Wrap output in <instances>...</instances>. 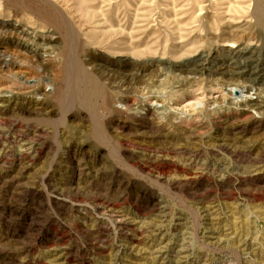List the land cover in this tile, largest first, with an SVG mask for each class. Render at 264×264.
<instances>
[{
    "label": "rangeland",
    "instance_id": "obj_1",
    "mask_svg": "<svg viewBox=\"0 0 264 264\" xmlns=\"http://www.w3.org/2000/svg\"><path fill=\"white\" fill-rule=\"evenodd\" d=\"M0 264H264V0H0Z\"/></svg>",
    "mask_w": 264,
    "mask_h": 264
},
{
    "label": "bare ground",
    "instance_id": "obj_2",
    "mask_svg": "<svg viewBox=\"0 0 264 264\" xmlns=\"http://www.w3.org/2000/svg\"><path fill=\"white\" fill-rule=\"evenodd\" d=\"M261 8V7H260ZM165 59V58H164ZM170 61V60H169ZM200 61V60H199ZM171 66V65H170ZM202 66V65H201ZM202 68V67H201ZM186 70V69H185ZM191 72V71H190ZM202 73V72H201ZM212 78V77H211ZM111 93V92H110ZM107 100V99H106ZM111 101V100H110ZM162 103V102H161Z\"/></svg>",
    "mask_w": 264,
    "mask_h": 264
}]
</instances>
